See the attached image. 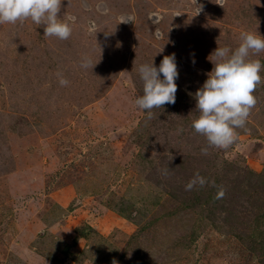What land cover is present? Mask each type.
Masks as SVG:
<instances>
[{
  "label": "rangeland",
  "instance_id": "374dc122",
  "mask_svg": "<svg viewBox=\"0 0 264 264\" xmlns=\"http://www.w3.org/2000/svg\"><path fill=\"white\" fill-rule=\"evenodd\" d=\"M59 15L67 40L0 24V264H264V87L239 150L204 155L191 128L210 53L241 32L264 43V0H61ZM173 53L179 112L141 126L137 69ZM197 172L209 183L185 191Z\"/></svg>",
  "mask_w": 264,
  "mask_h": 264
},
{
  "label": "clouds",
  "instance_id": "9594fccd",
  "mask_svg": "<svg viewBox=\"0 0 264 264\" xmlns=\"http://www.w3.org/2000/svg\"><path fill=\"white\" fill-rule=\"evenodd\" d=\"M60 7L61 0H0V24H15L30 19L34 24L44 25V36L67 40L72 28L60 19ZM240 41L235 49L218 46L210 53L207 59L213 68L194 94L197 116L192 120L191 128L207 141V146L201 148L204 155L208 154L210 147L225 156L239 150L237 134L246 129L257 108L256 93L264 87V64L252 63L264 58V43L251 38L246 32H241ZM90 66L91 60L83 58L81 67ZM137 70L143 92L135 97L134 104L151 119L153 109L175 103L176 80L179 78L176 56L174 53L164 56L159 66L153 62L143 63ZM57 77L61 86L69 84L62 73H57ZM183 131V127L177 129L178 134ZM206 183H209L207 178L197 172L185 185V191H191L196 186L203 187ZM226 199L227 193L218 189L214 203L222 204ZM112 264L117 262L113 260Z\"/></svg>",
  "mask_w": 264,
  "mask_h": 264
},
{
  "label": "trees",
  "instance_id": "16d2710c",
  "mask_svg": "<svg viewBox=\"0 0 264 264\" xmlns=\"http://www.w3.org/2000/svg\"><path fill=\"white\" fill-rule=\"evenodd\" d=\"M182 101V99L176 97L174 104H165L162 106V108L153 109V115L151 119H148L147 117L143 118L141 126H147L148 123L155 122L156 120H161L160 118L163 117H169L171 114H176L179 112V103ZM193 101L191 99L188 100V105H191ZM147 135L149 133V130L146 131Z\"/></svg>",
  "mask_w": 264,
  "mask_h": 264
}]
</instances>
